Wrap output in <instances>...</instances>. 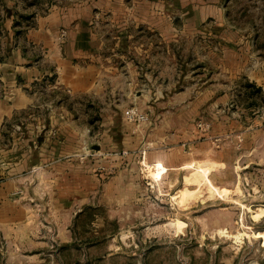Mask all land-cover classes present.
I'll list each match as a JSON object with an SVG mask.
<instances>
[{
    "label": "rangeland",
    "instance_id": "rangeland-1",
    "mask_svg": "<svg viewBox=\"0 0 264 264\" xmlns=\"http://www.w3.org/2000/svg\"><path fill=\"white\" fill-rule=\"evenodd\" d=\"M138 4L158 25L210 29L216 20L228 21L250 41L252 63L264 72V0H0V58L6 26L24 32L52 7L64 13L105 9V16L107 9ZM200 8L196 23L186 21L184 13L193 16ZM101 18L94 24L111 30L112 18ZM138 24L137 41L156 43L155 78L184 71L190 81L156 80L150 87L140 65L133 87L141 93L151 88L154 96L140 97L135 107L148 118L137 120L129 113L134 103L121 92L130 82H109L102 96H67L52 90L50 80L28 87L32 105L8 120L0 137V179L15 180L4 196L0 188V211L3 201L21 208L5 211L22 210L14 221L0 218V264H264V86L241 75L233 87L219 70L218 91L234 95L206 98L199 112H179L193 126L181 138L185 144L178 138L167 147L154 144L171 115L173 98L166 94L184 83L208 85L212 70L201 44L218 46L227 31L219 30L218 41L207 32L174 35L185 43L176 49L189 61L181 66L184 59H169L159 46L162 34ZM200 120L214 124L201 127ZM168 147L172 151H162ZM160 160L165 170L159 177Z\"/></svg>",
    "mask_w": 264,
    "mask_h": 264
},
{
    "label": "crops",
    "instance_id": "crops-1",
    "mask_svg": "<svg viewBox=\"0 0 264 264\" xmlns=\"http://www.w3.org/2000/svg\"><path fill=\"white\" fill-rule=\"evenodd\" d=\"M94 9L97 11L96 14H92L90 8L64 13L59 8L52 7L49 13L39 16L35 24L28 27L24 32H19L21 31L19 28L6 26V32L3 33L7 41L3 49L6 50L0 58V137L6 122L20 110L32 105L34 98L28 87L32 88L34 84L41 83L43 80H50L49 85L52 90L61 89L67 93V96L68 94L107 95L105 90L109 89V82H130L121 92L131 98L134 106H138L140 97L154 96V93L150 92V90L153 91L151 88L146 93H141L139 89L133 87V84L138 81L140 65L146 67V75L149 77L147 79L151 81L146 80V82L148 85L151 84L150 87L153 86L152 82L156 80L169 83L180 80L183 82L190 81L184 71L177 75H169L164 71L161 76L155 78L156 72L152 71L155 70L156 66V43L137 41V34L140 33L138 23L147 22V27L152 29V33L158 32L164 36L165 39L159 46L167 50L165 53L169 59L172 57L178 59L180 52L176 49L184 48L183 45H185L183 41L177 43L174 41L176 34H182L186 39H189V37L196 35L203 36L207 32L210 34L208 38L215 36L214 39L218 41L219 30L224 28L227 31L221 42H216L218 46H212L208 41H205L204 45L201 44V47L207 49V58L212 70L210 77L204 81L208 82V85L205 87L202 85L204 88L202 90L196 86L189 88V83H184L172 95L165 93L169 98H173L172 100L168 99L171 115L163 119L161 131H158L159 133L153 137L154 144L161 146L164 144L167 147L170 146L171 141L177 138L180 146L185 144L182 139L190 133V128L192 129L193 126H191L192 123L189 119L186 118L185 120L177 114L187 111L199 112L205 106L206 98L223 94L218 91L217 86L219 84L217 82L219 70L232 79L233 87L235 80L241 75H249L251 80L264 86V72L258 68V61L253 64L250 41L240 36L236 27L228 21L225 24L222 23L223 21L216 20L219 24L212 25L210 29L202 25L187 23L180 28L172 24H155V21L152 20L154 17L152 11L140 8L139 4L128 9H107L108 12L105 16L102 13L105 9ZM202 11L200 8L197 14L193 16L184 13L186 21L187 18H192L196 23L200 15L204 14ZM223 14L221 13L222 16ZM165 16L168 15L165 14ZM98 17L103 19L104 17H111V21H114L111 30L104 32L103 28L98 27L100 23L96 26L94 23ZM223 18L221 17V19ZM100 21L102 22V20ZM130 22H136V24L131 25ZM64 29L66 30L65 38L62 37ZM192 46L197 48L195 43ZM163 56L165 54L159 57ZM180 58L184 59L182 63H179L181 66L189 64L185 57L181 56ZM139 61L143 64H139ZM132 67L136 70L134 71ZM133 74L134 76H132ZM166 87L171 89L170 87H174V85H167L164 89ZM228 87L230 86L227 84L226 88L228 89ZM114 89L113 96L116 93ZM233 92H226L223 97H230L234 95ZM187 98H189V102ZM209 122L212 123L213 121L210 120ZM172 136L176 138H171ZM138 145L139 143L135 147ZM162 151L168 153L172 151V147L164 148ZM161 159L164 160L165 157ZM1 174L0 171V176ZM14 185V179L1 177L0 188L4 190L3 196L5 191H9ZM2 207L5 209L3 212L0 211V218L6 221L11 222L22 216V210L5 211L11 208L21 209L11 202L3 201Z\"/></svg>",
    "mask_w": 264,
    "mask_h": 264
},
{
    "label": "built area",
    "instance_id": "built-area-1",
    "mask_svg": "<svg viewBox=\"0 0 264 264\" xmlns=\"http://www.w3.org/2000/svg\"><path fill=\"white\" fill-rule=\"evenodd\" d=\"M64 34H66V30H63L62 31V35H64ZM140 111H139V109L137 108V107H132L130 110H129V113H130V116H131V118L133 117V116H135V118H136V120L137 119H147L148 118V116L147 115H145V114H143V113H139ZM198 125L199 126H204V125H206L208 128H210L211 127V123L210 122H206V121H202V120H200L199 122H198Z\"/></svg>",
    "mask_w": 264,
    "mask_h": 264
},
{
    "label": "bare ground",
    "instance_id": "bare-ground-1",
    "mask_svg": "<svg viewBox=\"0 0 264 264\" xmlns=\"http://www.w3.org/2000/svg\"><path fill=\"white\" fill-rule=\"evenodd\" d=\"M156 165H157V169L158 170L155 171V174L154 175H157V176L160 177L161 174L163 173V171L165 170V165L161 161H159ZM178 222H179L180 225L183 224V222H181L180 220H178Z\"/></svg>",
    "mask_w": 264,
    "mask_h": 264
}]
</instances>
